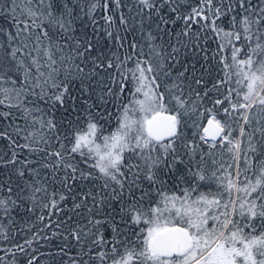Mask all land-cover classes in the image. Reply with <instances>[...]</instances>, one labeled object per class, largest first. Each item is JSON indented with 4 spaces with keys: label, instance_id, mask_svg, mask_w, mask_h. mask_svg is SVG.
Here are the masks:
<instances>
[{
    "label": "snow or ice",
    "instance_id": "6c2138e0",
    "mask_svg": "<svg viewBox=\"0 0 264 264\" xmlns=\"http://www.w3.org/2000/svg\"><path fill=\"white\" fill-rule=\"evenodd\" d=\"M0 264H264V0H0Z\"/></svg>",
    "mask_w": 264,
    "mask_h": 264
},
{
    "label": "trees",
    "instance_id": "16d2710c",
    "mask_svg": "<svg viewBox=\"0 0 264 264\" xmlns=\"http://www.w3.org/2000/svg\"><path fill=\"white\" fill-rule=\"evenodd\" d=\"M3 43V40L2 39H0V44H2ZM0 255H2V253H0Z\"/></svg>",
    "mask_w": 264,
    "mask_h": 264
}]
</instances>
